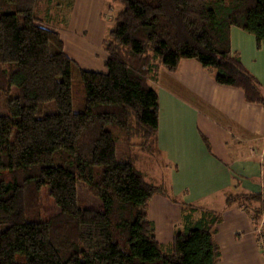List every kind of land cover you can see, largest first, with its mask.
I'll return each instance as SVG.
<instances>
[{
  "label": "trees",
  "instance_id": "trees-1",
  "mask_svg": "<svg viewBox=\"0 0 264 264\" xmlns=\"http://www.w3.org/2000/svg\"><path fill=\"white\" fill-rule=\"evenodd\" d=\"M114 1L105 71H92L66 54L59 34L74 0H0V96L9 109L0 115V264L220 261L222 212L170 196L139 164L161 155L154 84L163 68L195 59L264 107V87L230 42L238 27L264 44V0ZM30 27L44 38L32 43ZM78 182L100 208L79 207ZM156 195L181 208L169 243L149 216ZM226 205L244 209L256 228L264 216L263 193H227Z\"/></svg>",
  "mask_w": 264,
  "mask_h": 264
},
{
  "label": "crops",
  "instance_id": "crops-1",
  "mask_svg": "<svg viewBox=\"0 0 264 264\" xmlns=\"http://www.w3.org/2000/svg\"><path fill=\"white\" fill-rule=\"evenodd\" d=\"M92 2L74 0L71 15L79 18ZM69 22L68 29L59 30L66 54L83 69L105 71V51L96 50L98 42L95 48L80 42L86 31L79 29L81 26L73 30ZM230 42L232 51L264 87V44L257 47L255 37L238 27L231 28ZM154 87L160 108L159 158L168 173V186L161 184L170 196L184 194L188 202L222 212L217 232L221 250L218 264H264V233L262 240L257 231L261 225L256 228L244 209L226 205L227 193L238 190L244 178L257 171L258 164L252 160H264V107L247 103L240 89L217 83L195 59H183L175 72L161 69ZM149 216L157 239L171 242L182 220L180 206L156 195L150 201Z\"/></svg>",
  "mask_w": 264,
  "mask_h": 264
},
{
  "label": "rangeland",
  "instance_id": "rangeland-1",
  "mask_svg": "<svg viewBox=\"0 0 264 264\" xmlns=\"http://www.w3.org/2000/svg\"><path fill=\"white\" fill-rule=\"evenodd\" d=\"M92 1L93 2L91 4L87 5L85 8L82 9L81 15L79 16V18H77V15L74 16L72 13V15L70 16V19H71L70 22L73 27V30H77L81 26L79 29H84L86 31L85 36L82 34L81 31L78 32V34H82L81 37L79 38L80 42H86L87 44L90 45V47H93V48H95V43L98 42V47H96V50L98 52L99 51L102 52L103 49L99 48V46L101 47V45H99L100 34L103 33L104 35L105 32L108 30L109 26L112 23L115 13L119 9V5H117L114 0H97V2L96 0H92ZM110 5H113V10L109 9ZM98 31H99V34H98ZM27 34H30L31 36L35 35L34 37H36V40L31 38L32 43H36L44 38L40 30L33 28V27H30L29 29H27ZM26 37H27L26 33L25 34L23 33L21 35L22 45L27 44L28 38ZM100 39L102 40V38ZM71 40L73 39L71 38ZM15 93L16 91L14 89L13 94ZM8 114H9V109L7 106V99L6 97L0 96V115H8ZM83 121L84 119L78 118L76 120L77 125H80ZM252 155L258 156V152L254 151ZM145 159L146 161L139 164V167L148 175V179L158 185H162L161 183H164V184L167 183L168 173L165 171V168L162 165L163 163L162 159L158 157L148 158L146 156L144 160ZM246 161H249L247 156H246ZM252 162L254 163L256 162L258 164L257 171L250 174L249 176H246V178H244L245 181H242L241 186L235 192H243V193L259 192V193L264 194V160L258 159L256 161L255 159H253ZM253 167L254 165H252V168ZM235 170L238 171L237 166H235ZM252 171H254V169H252ZM77 190H78L79 207L81 208H88V207L100 208L101 207L100 199L92 195L87 189V187H85L81 182L77 183ZM262 220L264 222V216ZM263 222L262 221L260 222L262 231L264 230Z\"/></svg>",
  "mask_w": 264,
  "mask_h": 264
},
{
  "label": "built area",
  "instance_id": "built-area-1",
  "mask_svg": "<svg viewBox=\"0 0 264 264\" xmlns=\"http://www.w3.org/2000/svg\"><path fill=\"white\" fill-rule=\"evenodd\" d=\"M251 152L253 153L254 151H251ZM257 231H258L259 237L262 238V240H263V232H262V229L260 227H258Z\"/></svg>",
  "mask_w": 264,
  "mask_h": 264
}]
</instances>
